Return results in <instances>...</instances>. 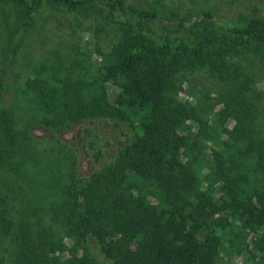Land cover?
I'll return each instance as SVG.
<instances>
[{"label": "trees", "instance_id": "obj_1", "mask_svg": "<svg viewBox=\"0 0 264 264\" xmlns=\"http://www.w3.org/2000/svg\"><path fill=\"white\" fill-rule=\"evenodd\" d=\"M0 1L104 5L117 36L107 48L95 43L88 67L61 78L29 72L34 109L21 130L0 104V264L9 253L10 264H219L222 246L242 239L248 261L264 264V128L250 95L261 72L254 60L264 69V11L220 25L204 9L199 23L211 29L195 33L183 22L163 30L158 11L123 0ZM196 71L218 87L213 119L180 98L185 74ZM5 84L0 67V94ZM103 119L132 133L112 161L94 152L84 172L76 144L57 133ZM211 119L210 140L223 153L202 141ZM35 127L66 150L73 183L58 161L35 152ZM86 138L78 142L89 150Z\"/></svg>", "mask_w": 264, "mask_h": 264}, {"label": "rangeland", "instance_id": "obj_2", "mask_svg": "<svg viewBox=\"0 0 264 264\" xmlns=\"http://www.w3.org/2000/svg\"><path fill=\"white\" fill-rule=\"evenodd\" d=\"M123 4L146 12L158 11L161 21L157 25L163 30L180 29L178 25L183 22L185 28L195 33L204 31V27L208 25L204 21L199 23L200 12L204 9L215 13L220 25L226 19L239 21L264 11V0H123ZM100 7L103 10L95 12L97 7L92 2L56 5L45 1L32 4L29 1L20 6L0 1V67L6 75L0 104L15 111L18 130L23 128L34 109V103L28 97L30 85L26 84L29 72L49 70L53 77L61 78L62 71H70L79 63L87 67L95 64V43L99 42L103 48H107L117 39L114 19L107 13L106 6ZM54 17H60V24L49 25L48 21ZM254 61V72L258 67L261 72L253 73L255 77L250 95L256 101L260 111L258 121L263 123L264 128V69L257 59ZM184 80L180 98L197 103L213 119L211 113L220 107L214 99L218 87L214 85L213 79L202 71H196L185 74ZM212 119L204 127L209 140L203 138L202 141L223 153L224 148L210 140L211 131L217 126ZM231 123L232 121L229 122ZM32 131V138L36 142L35 152L44 154L47 160L58 161L57 168L64 172L62 180L66 184L73 183V168L66 150L58 149L57 143L54 138H50V132L46 129L35 127ZM78 131L81 132L78 134ZM131 133L130 127L124 123L103 119L86 121L57 135L60 136V143L66 141L71 149L72 144H76L80 150L78 154L81 167L84 172H88L93 165L90 159L94 158V152L100 153V163L112 161ZM78 135H87L86 141L93 143V148L88 150V145L78 142ZM222 137L219 135L218 139ZM242 240L244 243L241 240L226 242L222 246L218 263L251 264L244 252L245 239ZM11 258L9 253V264Z\"/></svg>", "mask_w": 264, "mask_h": 264}]
</instances>
